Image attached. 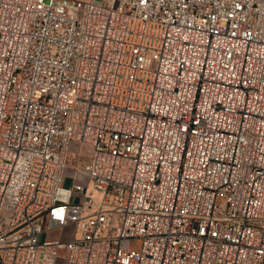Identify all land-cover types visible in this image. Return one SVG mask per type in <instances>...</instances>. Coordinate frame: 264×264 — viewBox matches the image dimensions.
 Here are the masks:
<instances>
[{
    "label": "built area",
    "instance_id": "built-area-1",
    "mask_svg": "<svg viewBox=\"0 0 264 264\" xmlns=\"http://www.w3.org/2000/svg\"><path fill=\"white\" fill-rule=\"evenodd\" d=\"M104 1L0 0V264H264V0Z\"/></svg>",
    "mask_w": 264,
    "mask_h": 264
},
{
    "label": "rangeland",
    "instance_id": "rangeland-1",
    "mask_svg": "<svg viewBox=\"0 0 264 264\" xmlns=\"http://www.w3.org/2000/svg\"><path fill=\"white\" fill-rule=\"evenodd\" d=\"M89 1V0H87ZM94 2L95 4L102 5V6H107V2L104 0H90ZM90 152L91 149L87 145H81L80 143L73 141L71 144V149L69 150L68 157H67V165L63 173V180L62 184L65 187H72L73 183L75 182V171L78 169V171H81L84 169V166L89 162V157H90ZM81 180V182L84 185L88 186V191L90 193H95L94 190L91 187L90 181L86 179V175L84 173H81L77 176ZM73 202H79L80 199L76 195L72 199ZM9 218V214H5L4 216V222L7 223ZM73 226L70 225L67 227V231H72ZM68 234V233H67ZM69 235V234H68ZM68 235H65L67 237ZM59 237V231L58 230H52L48 234H43L41 239H44L45 237ZM131 245L135 248L138 249L141 245V239L140 238H134L131 241ZM69 255V251L65 248L62 247L59 251L58 254V260L57 264H65L66 259Z\"/></svg>",
    "mask_w": 264,
    "mask_h": 264
},
{
    "label": "crops",
    "instance_id": "crops-1",
    "mask_svg": "<svg viewBox=\"0 0 264 264\" xmlns=\"http://www.w3.org/2000/svg\"><path fill=\"white\" fill-rule=\"evenodd\" d=\"M90 1V0H89Z\"/></svg>",
    "mask_w": 264,
    "mask_h": 264
}]
</instances>
